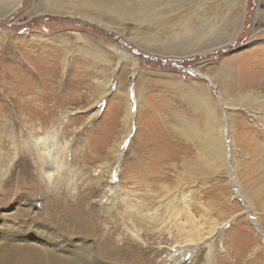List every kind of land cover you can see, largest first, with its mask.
I'll return each mask as SVG.
<instances>
[{"label":"rangeland","instance_id":"rangeland-1","mask_svg":"<svg viewBox=\"0 0 264 264\" xmlns=\"http://www.w3.org/2000/svg\"><path fill=\"white\" fill-rule=\"evenodd\" d=\"M35 1L24 0L15 12L0 15V264L14 261L13 247L54 250L45 239L72 250L85 246L97 264H264V207L254 201L252 210L244 197L264 176V114L225 107L219 99L220 93L237 103L238 91L264 95V0H248L242 30L231 44L180 58L133 44L132 39L144 44L146 35L157 33L153 27L127 21L119 34L93 21L43 12ZM217 12L227 13L224 5ZM35 34L41 37H31ZM86 40L137 60L128 71L111 59L113 69L119 66L103 97L105 68L78 50ZM223 67H231L230 84L208 85L202 74L214 76ZM120 69L127 71L119 92L131 96L128 122L126 99L114 97ZM170 78L201 84L218 104L231 179L223 170L199 174L197 147L170 128L172 115L199 121L168 87ZM251 78L254 84L239 89L241 80ZM141 79L147 81L138 106L135 87ZM45 137L61 152L62 170L49 188L35 148V139ZM173 196L177 205L170 202ZM50 202L60 207L58 215L51 213L55 223ZM186 204L189 220L200 227L195 245L185 239L189 225L177 228L186 213L178 223L168 220L170 207ZM22 210L42 219L27 227ZM137 230L138 240L131 235Z\"/></svg>","mask_w":264,"mask_h":264},{"label":"bare ground","instance_id":"bare-ground-1","mask_svg":"<svg viewBox=\"0 0 264 264\" xmlns=\"http://www.w3.org/2000/svg\"><path fill=\"white\" fill-rule=\"evenodd\" d=\"M247 2L248 0H36L34 5L36 4L37 6L38 4H42L43 7H45L43 12L56 15H68L69 17H79L87 21H93V23L98 24L104 30L115 31L119 34H124L121 26L127 21L134 23L138 28L146 27V29L150 31L153 27L158 31L157 33L151 32V34L146 35L147 37L144 38L146 42L144 44L135 42L132 39L133 44L157 55L180 58L194 55L201 56L215 49L231 44L242 30L244 10ZM23 3L24 0H0V15L3 16L2 18L6 17L22 7ZM185 5L187 6L189 13H185ZM219 5H224L227 12L221 17L218 16L217 12ZM165 13L166 16L164 15ZM181 18H183V20ZM172 21L175 23H171ZM119 29L120 31H118ZM31 37L37 38L39 37V34L32 35ZM161 38L165 39L166 42H161ZM83 43L84 45H82L81 48H78L79 52L82 50V52L87 54L89 57L88 59H91L92 62L100 64L105 68L106 77L102 78L103 83H101V88L99 87L100 97L108 94L115 75L114 70L119 66V64H116L113 69L114 63H111V59H113V61L122 62V65L126 67L128 71H132L137 67V60L123 52L102 48V45L99 43L97 44L94 41L86 40ZM63 50V53H65L68 49L65 46L63 47ZM127 70H119L121 73L118 77V90H116L114 94V97L120 99V101L126 99V103L124 104L125 122H128V117L132 111V105L130 104L131 96L128 95V93L120 94L119 91L124 90L123 77ZM197 71L202 73L200 68H198ZM231 74V67H223L214 76H210L206 73L202 75L206 77L208 85H212L213 80H215L224 88L230 84L229 81L232 80ZM141 75L150 74L142 72ZM146 81L141 79L136 83L135 99L138 106L141 105V93ZM168 81L170 82L168 87H170L175 94L184 101L185 108L187 106L191 115H194L199 120L187 121L182 117L172 115L170 118L172 120L169 122L171 129L176 130L181 136L190 140L200 152L199 158L195 163L197 172L199 174L214 175L218 174L220 170H223L228 174L227 179H231L226 164L227 153L223 144L224 138L222 135L224 131L218 114V104H216V106L212 103V96L208 95L209 93H206L201 84L183 82L179 79L176 80L171 78ZM254 83L255 78H251L250 81L241 80L240 85L238 86L241 87L239 89H242V87L245 89L248 84ZM253 94L254 91H244L243 93L242 91H238L237 103L229 101V99L225 101L220 93L219 99L225 107H239V109L246 111L252 109L256 114H264V95L256 94L257 96H253ZM227 101H229L230 104H228L229 102ZM262 127L264 128V125H262ZM35 142L37 158L41 160L40 175L42 179L45 178V184H47L46 187L49 188L53 176L62 170L60 161L61 152L59 147L56 146L53 138H38L35 139ZM262 173L264 174V171ZM23 174L29 176L26 177V179L31 180V182L33 181L31 177L32 175L26 172H23ZM235 179L238 181L236 175ZM261 179V183L258 186L249 190L248 195H244L249 208L252 210H255L253 206L254 201H260L259 203L264 207V176H262ZM254 198L255 200H253ZM170 202L177 205V197L173 196V199H171ZM51 204L48 205L47 209L50 212V220L53 221L51 213L54 216L58 215L60 207L57 204H54V202ZM30 205L32 208L34 207V209H37L35 204L31 203ZM188 206L189 204H186L184 208L173 209V207L171 208L169 205L168 211L170 207L171 214L169 215L168 220L171 222V219L175 218L173 219V223H175V221L178 223L179 215H185L186 213L185 221L181 222L182 227L177 226V228L181 230L186 224L189 225L190 229L187 230L185 239L187 243L195 245L196 240L194 237L199 235L200 227L195 226V223L189 220L191 214L187 209ZM27 212L28 211L26 210H22L21 213L19 211V213L28 220L25 221L24 225L27 227H34V220L40 219L41 215L40 217L36 216L34 218L33 216L31 217V215H28L29 212ZM56 218L57 217H55L53 221L54 223L56 222ZM35 229L38 231L39 228L35 227ZM52 234L53 233L50 232V235ZM28 235L30 234H24L25 237ZM131 235L133 239L138 240L140 234L137 230ZM45 242L49 244L48 247H52L54 250L50 251V249L48 250V248H46L45 251H43L42 249L29 245H24L19 248L13 247V251L11 252H15L16 254L14 261L5 260L4 264H97L96 260H93V253L91 250L89 251V249H86L85 246H81L78 250H72L68 249L71 245L66 246L64 243L56 244L47 241V239H45ZM114 251L115 249L111 250V253ZM120 254L119 250L116 249V255L121 256ZM112 258L115 260L114 253Z\"/></svg>","mask_w":264,"mask_h":264}]
</instances>
